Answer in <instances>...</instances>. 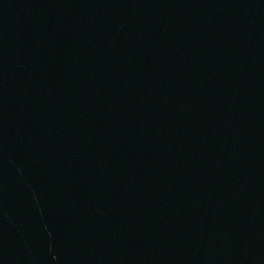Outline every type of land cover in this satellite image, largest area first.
I'll return each mask as SVG.
<instances>
[{"label": "water", "instance_id": "obj_1", "mask_svg": "<svg viewBox=\"0 0 264 264\" xmlns=\"http://www.w3.org/2000/svg\"><path fill=\"white\" fill-rule=\"evenodd\" d=\"M0 264H264V0H0Z\"/></svg>", "mask_w": 264, "mask_h": 264}]
</instances>
